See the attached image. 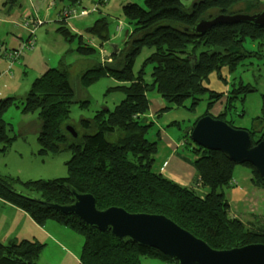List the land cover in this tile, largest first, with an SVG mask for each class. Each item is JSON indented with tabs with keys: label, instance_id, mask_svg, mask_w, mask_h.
I'll return each instance as SVG.
<instances>
[{
	"label": "trees",
	"instance_id": "1",
	"mask_svg": "<svg viewBox=\"0 0 264 264\" xmlns=\"http://www.w3.org/2000/svg\"><path fill=\"white\" fill-rule=\"evenodd\" d=\"M18 1H6L9 12L18 6ZM67 1L68 7L82 9L78 6L80 0ZM259 2L196 0L188 5L183 0H145L144 5L128 3L123 7L130 24L128 34L116 46V51L112 50L111 62L104 65L92 59L99 54L98 49L84 42L82 36L71 35L67 21L58 19L59 30L67 40L78 39L77 52L89 63L79 74V86L87 89L102 77H110L119 84L116 89L124 98L112 110L106 108L98 111L93 119L80 121L86 132L80 143L67 131L72 120L71 107L80 104L69 68L49 69L33 82L28 93L0 100L2 151L13 141L3 116L9 107L21 105L25 113L38 115L36 134L40 155L71 154L67 162L69 175L65 178L22 183L0 175V200L28 214L37 225L51 220L80 233L85 238L80 264H142V258L178 263L154 248L120 240L111 232H101L76 216L64 215L44 205L71 204L72 188L92 194L101 210L120 207L130 213L164 215L214 249L264 244V217L247 227L231 216L223 188L231 186L235 166L232 161L184 137L185 147L188 143L191 148L186 152L194 159L185 158L181 153L178 156L195 168L196 175L191 186L183 187L152 170L158 142L147 137L153 130V121L148 117L151 100L156 95L164 102V107L155 114L156 119L177 110L194 114L200 98L208 95L206 111L197 123L210 115V110L223 97L231 100L233 107V101L255 91L250 85L240 83L234 93L221 96L210 91L206 84L213 72L223 79V72L233 75L245 61L257 55L264 47V28L249 23L217 25L203 35L193 29L203 19L256 14ZM28 21L24 20V24ZM101 27L105 28V23ZM34 36L29 40H34ZM247 42L258 43V51H247L244 47ZM145 48L150 53L140 70L134 72L137 58ZM148 67L151 82L146 80ZM83 103L80 108L89 106V101ZM224 110L215 119L232 126L233 120H228L229 113ZM252 140L257 144L264 138ZM246 165L257 176L253 182L264 187L254 168ZM17 185L25 188L27 194L16 191ZM42 248V244L31 240L0 241V264H39Z\"/></svg>",
	"mask_w": 264,
	"mask_h": 264
},
{
	"label": "rangeland",
	"instance_id": "2",
	"mask_svg": "<svg viewBox=\"0 0 264 264\" xmlns=\"http://www.w3.org/2000/svg\"><path fill=\"white\" fill-rule=\"evenodd\" d=\"M6 1L8 0H0V100L28 93L33 82L49 69L69 68L71 80L76 89V98L80 104L72 105V120L68 127L76 132L77 138L74 139L80 143L82 136L86 133L79 125L80 121L93 119L98 111L106 108L112 110L124 98L116 89L119 84L105 76L87 89H83L78 84V78L89 63L77 52L78 39L67 40L59 30V22L47 21L40 26L37 18L30 17L28 18L29 27L22 24L24 18L28 17L31 11L39 12L44 9V5L48 8V4H50V10L55 12L59 7L67 6V0H44V2L43 0H20V4L26 10L28 9L24 17L17 16L23 7L12 10L11 15L8 16L9 9L5 5ZM183 1L192 5L196 0ZM144 2L145 0H80L79 7L82 9L97 8L96 12L86 19L70 20L66 24L69 25L68 30L71 35H75L73 30L80 31L86 36V39L93 40L94 44L100 47L99 54L92 59L104 65L111 62L112 47L121 44L125 32L130 28L123 13L124 5L128 3L144 5ZM30 3L32 6L29 5ZM256 10V13L264 10V0H260ZM104 23L105 28L101 27ZM96 24H98V28L94 30ZM117 27L121 31H118ZM32 29H35L34 49L21 50L31 37ZM86 43L88 42L86 41ZM244 47L247 51H258L259 49L258 43L247 42ZM149 53L148 48L143 49L137 58L134 72L140 70ZM263 55L264 47L259 50L257 55H253L251 59L245 61L233 75L223 72V79H221L216 72H213L206 84L210 91L221 96L234 93L240 83L245 86L250 85L255 89L254 92L247 93L242 99L233 101V107L230 104L231 100L226 97L216 103L224 104L223 109L226 114L229 113L228 120H233L234 128L251 131L254 140L264 138ZM150 71L151 68L148 67L146 70L148 82L152 81ZM234 85L236 87L233 89ZM207 96L203 95L200 98V103L196 108L197 112L193 114L196 116L194 122L202 115L197 113H201L203 107L207 106ZM85 100L89 101V106L80 108ZM221 101L222 103H220ZM203 110L206 111V109ZM3 118L11 130L13 141L5 151H2L3 146H0V175L19 179L22 183L65 178L69 175L67 166V162L71 159L69 152L58 155L39 154L41 147L36 134L37 113H25L21 105H14L9 107ZM173 126L168 134L179 139L185 135L187 127L191 125ZM68 133L73 137L70 131ZM234 167V184L230 183L229 188H223V192L230 205L231 216L240 219L247 227H250L251 222L264 217V187L258 186V182H253L257 176L250 166L235 165ZM15 190L24 195L27 194L26 189L20 185H17ZM1 202V242L10 240L39 242L43 245L38 259L39 264H80L85 244V238L80 233L51 220L46 221L43 225H37L29 216L13 213ZM141 263L169 264L150 258H142Z\"/></svg>",
	"mask_w": 264,
	"mask_h": 264
},
{
	"label": "water",
	"instance_id": "3",
	"mask_svg": "<svg viewBox=\"0 0 264 264\" xmlns=\"http://www.w3.org/2000/svg\"><path fill=\"white\" fill-rule=\"evenodd\" d=\"M249 23L264 28V10L256 14L220 15L203 19L194 32L203 35L217 25ZM128 31L125 32V37ZM116 51V46L112 47ZM73 137L76 132L67 127ZM190 140L198 147L222 153L236 165H251L264 181V141L253 143L251 131L237 129L212 116L200 118L193 126ZM68 205L44 204L64 215L76 216L101 232H111L120 240H130L141 247L154 248L178 264H264V244L255 243L228 250L212 248L170 218L151 213H130L120 207L99 209L92 194L70 190Z\"/></svg>",
	"mask_w": 264,
	"mask_h": 264
},
{
	"label": "crops",
	"instance_id": "4",
	"mask_svg": "<svg viewBox=\"0 0 264 264\" xmlns=\"http://www.w3.org/2000/svg\"><path fill=\"white\" fill-rule=\"evenodd\" d=\"M27 1H30V0H27ZM43 2H44V0H43ZM5 5H7V4H5ZM29 5H31V3ZM48 6L49 7L47 8L44 5V9L40 10L39 12H34V11L32 12L31 11L28 14V17L24 18V20H28V18L34 17V18H37L40 21H42V24L46 23L47 21L57 22L58 14H59L58 12L62 6L59 7L55 12L50 10V7H51L50 4H48ZM18 7H23V5L20 4V0L18 1V6L15 7L14 9H16ZM63 7H66V6H63ZM24 10L26 12L28 9L26 10L23 7V9L21 10V13L17 14V16L18 17H24L28 12L27 11L25 13ZM11 11L7 14L8 16L11 15L10 14ZM32 13H34V14H32ZM22 24L24 25V22ZM67 28H69V25H67ZM73 32L77 35L82 36L84 42L87 41L88 44H90V45L96 47L97 49L101 50L100 47H98L97 45L94 44L93 40H91L89 38L86 39V36L83 33H80V31L78 32L76 30H73ZM151 101H152V104L150 107V114H149L148 118H149V121H153V130H151L150 133L147 134V137L150 140H153V141L157 140V142H158L157 154L155 156V161L152 165V170L161 174L165 178L175 182L176 184H178L180 186H183V187L191 186V184L195 178V175H196V170L190 163H188L184 159L180 158L178 156V154L181 153L183 155V157H185V158L189 157L191 159H194L193 156H191L188 152H186V150L189 151V149H191V148L188 145V143H187V148L185 147L186 145H184V144H185L186 140L184 139V137L187 136L190 140L189 133L194 126L193 123H195L194 119L196 118V116L186 112L185 110H177V111H173L169 114H166L162 118H157L158 119L157 120L155 114L161 108L164 107V102H163L162 98L157 96V95L155 97H153V99ZM220 103H222V101ZM223 105L216 104L214 106V108L210 110L209 116L216 118L221 112H223V110H224ZM203 109H206V107H203ZM203 109L201 110V113L199 112L197 114L203 115L205 113L204 112L205 110H203ZM171 124H174V125L175 124H177V125H179V124L180 125L181 124L189 125L190 124L191 126H188L187 130L185 131V135L178 139V137L175 138V136H170L168 134V131L170 130V128H172V126L169 127ZM177 125H175V126H177ZM175 126H173V127H175ZM179 128H180V126H179ZM234 169H235V167H234ZM251 181H252V179H251ZM231 183L234 184L233 179H232ZM1 201L2 200H0V202ZM1 203H3L6 207L10 208V210L13 213L16 212L17 214L29 216L28 214L21 211L20 209H17V208H15L9 204H6L3 201Z\"/></svg>",
	"mask_w": 264,
	"mask_h": 264
},
{
	"label": "built area",
	"instance_id": "5",
	"mask_svg": "<svg viewBox=\"0 0 264 264\" xmlns=\"http://www.w3.org/2000/svg\"><path fill=\"white\" fill-rule=\"evenodd\" d=\"M96 9L95 8H83V9H78V8H73V7H64L62 8V11H60V15L58 14V19L60 20H64V21H73V20H79V19H86L88 18L91 14L95 13ZM38 21V25L42 24V21H40L39 19H37ZM26 27H29V23L26 22L24 24ZM36 29V28H35ZM35 29L31 30V35L34 34ZM118 31H121V29L119 27H117ZM35 46V41L33 40H28L27 43L24 44V46H22V49H30V48H34Z\"/></svg>",
	"mask_w": 264,
	"mask_h": 264
},
{
	"label": "bare ground",
	"instance_id": "6",
	"mask_svg": "<svg viewBox=\"0 0 264 264\" xmlns=\"http://www.w3.org/2000/svg\"><path fill=\"white\" fill-rule=\"evenodd\" d=\"M78 219V218H77Z\"/></svg>",
	"mask_w": 264,
	"mask_h": 264
}]
</instances>
